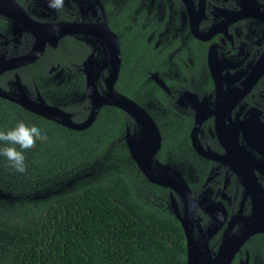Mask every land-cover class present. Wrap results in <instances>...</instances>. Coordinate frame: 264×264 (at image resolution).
<instances>
[{
    "label": "flooded vegetation",
    "instance_id": "1",
    "mask_svg": "<svg viewBox=\"0 0 264 264\" xmlns=\"http://www.w3.org/2000/svg\"><path fill=\"white\" fill-rule=\"evenodd\" d=\"M126 1L64 0L63 8L56 10L48 6V0H0V60L36 52L40 42L43 43L41 53L33 61L0 73V89L15 98L21 89L35 102L65 111L71 120L74 115L80 122L84 120L90 108V99L84 94L87 82L84 63L89 61L91 76L94 69H98L100 76L108 65L106 76L96 81V87L104 90L112 54L110 48L108 64L101 62L106 58V51L97 40L103 37L111 41L106 24L119 43L124 27H112L110 18L113 11L117 13L126 7ZM255 2L257 10L251 9L249 0H136L133 8V15L143 16L139 21L136 16L131 18L134 36L140 34L137 28L149 27L145 41L151 42L154 49L173 43L165 56L166 67L161 73H151L150 78L153 79L154 74L163 83V87L159 86L170 98L171 107L191 118L192 123L194 106L198 108L201 120L195 132V143L201 152L215 157L208 158L198 152L191 144L189 132L190 147L198 158L190 160L182 150L177 161L171 160L169 154L165 160H160L157 157L160 136L159 147L150 161L152 171L164 178H168L166 166L171 170H174L172 166L183 168V173L174 171L191 196L193 212L187 224L195 245L193 253L201 259L214 258L222 241L221 250L232 246V237L241 236L237 231L243 220L257 213L260 205L262 211L258 219L264 220V136H252L264 135V46L256 42V36L264 39V0ZM105 3H109L111 9H106ZM252 23L255 28L252 42L256 44L252 51L243 53V60L237 61L235 57L243 50L244 36ZM191 38L205 43L203 58L197 64H194L193 47L188 43ZM251 48L252 45L247 49ZM40 57L53 60L46 70L42 67L36 71L46 77L45 81L54 83L56 90L52 96L48 95L56 101L54 104L42 96L33 79L34 73L28 67L40 61ZM24 71L29 74L28 82H24ZM75 75L82 77V85L72 81L69 91H62V85ZM117 75L118 71L112 89ZM113 92L116 93L114 89ZM67 96L77 99L64 105L61 101ZM64 107L73 109L66 111ZM146 108L160 109L157 103H148ZM128 123L134 121L130 119ZM161 187L166 188L169 211L174 215L170 207L172 197L178 215L181 218L188 215V196L182 197L172 188ZM260 234L264 235L263 232L249 235L228 264H264L263 243L253 238Z\"/></svg>",
    "mask_w": 264,
    "mask_h": 264
},
{
    "label": "trees",
    "instance_id": "2",
    "mask_svg": "<svg viewBox=\"0 0 264 264\" xmlns=\"http://www.w3.org/2000/svg\"><path fill=\"white\" fill-rule=\"evenodd\" d=\"M108 4L104 7L111 9ZM135 4L136 0H127L126 7L111 14L112 27H124L113 89L154 120L161 136L160 160L169 154L177 161L182 150L193 160L198 157L190 147L191 118L177 113L163 88L150 78L166 67L165 56L173 43L157 50L145 41L149 27L137 28L138 36L131 33V18H143L133 15ZM188 43L197 64L205 43L193 38ZM41 59L28 67L42 96L54 104L48 96L56 90L54 83L36 71L46 70L53 60ZM25 72L24 82H28ZM72 81L80 86L83 79L75 75L62 85V91L68 92ZM148 103H157L160 109L146 108ZM78 119L74 115L72 121ZM21 120L41 128L48 140L37 141L35 149L24 153L27 171L23 174L0 156V175L7 183L0 182L4 185L0 189L22 196L0 200V264H186L184 234L167 207L166 188L146 180L129 157L123 140L130 120L125 113L115 106H101L88 126L75 130L0 97V130L15 127ZM47 188L52 191L43 197L26 196ZM148 192L159 204L143 196ZM253 238L264 246L263 234Z\"/></svg>",
    "mask_w": 264,
    "mask_h": 264
},
{
    "label": "water",
    "instance_id": "3",
    "mask_svg": "<svg viewBox=\"0 0 264 264\" xmlns=\"http://www.w3.org/2000/svg\"><path fill=\"white\" fill-rule=\"evenodd\" d=\"M249 5H251L250 6L251 9L257 8L255 0H249ZM253 6H254V8H253ZM104 26H105V30H106L107 34L109 35V37L111 39V41H110L111 42V54H112L111 55L112 59L110 61L111 65H110L108 76L104 81L105 82V89H104V93L102 96L96 91V89L94 87V84L92 81V76L88 70L89 61L88 62L85 61V63H84V69H85L86 80H87L86 89H85L84 94L90 99L89 112H88V114L84 120L76 123L70 119L69 114L66 113L65 111L61 110L60 108H58L54 105H48V104L41 102V101L35 102V101L31 100L30 98H28L26 96V94L21 89H20L19 96L16 98L8 95L5 91L0 89V97L8 99L14 103H17L21 107H23V108H25V109H27V110L35 113V114H38V115L45 117V118H49L51 120H54V121L62 124L65 127L75 129V130L83 129L86 126H88L93 121L94 117L97 114L98 109L102 105H112V106L120 108L122 111L125 112V114L130 119H132L136 123V125L138 127L139 132L135 138L131 137V134L128 131L127 127H126L125 133L123 135L124 136V142H125L129 157L134 161L138 170L142 173V175L149 182L154 183V184H158L161 186H167V187L172 188L175 191L179 192L182 197L188 196V198H189L188 204L190 205L189 206L190 212L188 213V215L184 216V218H181L177 213L173 198L170 197V207H171L175 217L179 220L181 228H182L183 233H184V237H185L186 252H187L186 253L187 254L186 264H195V263H198V264H228L232 255L234 254L235 250L249 235H251L255 232H263L264 233V220L258 221L259 216H261L260 213L262 211V205H260L259 209H256L255 212H257V213H255L254 215L248 216L247 218H245L243 220L241 226L239 227V230L242 231L241 236H239L238 238L232 237L233 245L231 246V244H230L228 247L226 246L227 248L225 250V254H222V250H221L223 241L221 242V244L217 250L216 256L214 258L201 259V257H198V254L196 255L193 253L195 245H194V242L190 236V230H189L188 224H187V221L190 220V217H191L192 212H193V205H192L190 193H189L188 188L185 185V183L181 180L179 174L176 171L171 170L168 166H166L168 169V172L166 173V171L164 170L166 175H168V178L167 177H165V178L160 177L152 171V168L150 166V161H151L153 154L155 153V151L159 147L160 134H159L158 128H157L154 120L145 111V109L143 107L137 105L135 102L128 99L127 97H124L120 94H116L113 92L112 85H113V82L116 78V74L118 71L119 62H120V55H119V49H118V43H117L116 36L110 31V29L108 28V26L106 24H104ZM193 28L195 29V27H193ZM192 31H194V30H192ZM197 37H199V36L197 35ZM42 47H43V43L40 42V47H39L38 51L34 52L33 54L29 53L28 55L26 54V55H22V56L11 57V58L0 60V73L4 70L17 68V67L25 65L27 63H30L41 53ZM89 58L90 57H88L87 60H89ZM151 76L156 81V83L158 85H160L161 87L164 86L163 83L159 79H156L154 74H152ZM194 109L196 112H195V116H194L193 125L190 129L191 144L198 152L202 153V155H204L208 158L215 159V157L212 154H210L209 152H201L198 149L197 144L195 143V137L194 136H195V132H196V129L200 123L201 118L198 115L199 114L198 108H196V106H194ZM139 125L141 127V130H142L141 133L143 134V136H147V138H148V141H149L148 149H146V148H144L143 150L139 149L138 140H137L138 137L141 136V133L139 130L140 129ZM215 126H217L216 123H215ZM253 129H254V133H255L254 126H253ZM226 136H230V134H227ZM252 136H264V135L259 133V135L256 134V135H252ZM175 186H177V187H175ZM258 195H260V194H258ZM261 199H262V196H261ZM240 231H237V232H240ZM221 255L223 257L220 260Z\"/></svg>",
    "mask_w": 264,
    "mask_h": 264
},
{
    "label": "clouds",
    "instance_id": "4",
    "mask_svg": "<svg viewBox=\"0 0 264 264\" xmlns=\"http://www.w3.org/2000/svg\"><path fill=\"white\" fill-rule=\"evenodd\" d=\"M48 6L59 10L64 6V0H48ZM48 140L47 133L35 125L19 121L15 127L0 130V156L9 162V166L21 174L27 171L25 152L36 148L37 141Z\"/></svg>",
    "mask_w": 264,
    "mask_h": 264
},
{
    "label": "rangeland",
    "instance_id": "5",
    "mask_svg": "<svg viewBox=\"0 0 264 264\" xmlns=\"http://www.w3.org/2000/svg\"><path fill=\"white\" fill-rule=\"evenodd\" d=\"M257 25V24H256ZM255 25V26H256ZM250 26V28L248 29V32L246 33V35L244 36V41L245 42H243V44H244V48H243V50H239L238 51V53H237V56L235 57V60H237V61H241V60H243V58H244V56H243V53L244 52H247V51H252L253 50V47H254V45L256 44V42H259L260 43V47H262V46H264V39H261L259 36H256V42L254 43V42H252L253 41V38H254V32H255V28H254V24L252 23V24H250L249 25ZM97 42H99V44L102 46V48H103V50H104V52L106 51V58L104 59L103 58V60H100L101 62H104V63H106V64H108V62H109V58H110V56H109V54H110V46H111V44H110V42H109V40L108 39H106V38H103V37H101L100 39H98L97 40ZM252 45V48L251 49H247V48H250V46ZM249 63V61H247L246 63H245V65H247ZM244 65V66H245ZM244 66H242L243 68H246V67H244ZM108 71V65H107V67H106V69H104L102 72V74L99 76V74H98V69L96 70V69H94V71H93V76H92V81H93V84H94V87H95V89L97 88L96 87V81H97V79L98 78H101V77H105L106 76V72ZM99 76V77H98ZM14 91H15V89H14ZM96 91L100 94V95H102L103 96V93H104V90H103V88H101V90H99L98 88L96 89ZM264 95V94H263ZM77 99V97H74V96H72V97H69V96H67L66 97V99H64L63 101H61V102H64V105H66V104H69V100H76ZM61 104V103H60ZM127 129H128V131L130 132V134H131V137L132 138H135L136 137V135L138 134V127H137V125H136V123L134 122V123H128V125H127ZM123 140H124V136H123ZM172 165V164H171ZM173 168H174V170H176L177 172H180V173H183V168L182 167H179V166H172ZM9 180H12V178H8ZM0 182H4V185L5 184H7L6 183V181H5V179H4V177H3V175H0ZM4 185H0V186H4ZM65 185H67V184H65ZM65 185H63L62 187H60V189H63L64 187H65ZM47 191H45V192H35V193H33V194H26V196L27 197H30V198H36V197H43V196H45V195H48L52 190H50L49 188H47L46 189ZM53 192H54V190H53ZM143 196L148 200V201H150V202H152V203H155V204H159V201L156 199V197H154L153 195H151L149 192L147 193V194H143ZM22 196L21 195H15V194H13L11 191H7V192H5L4 190H2V189H0V200H9V201H13V200H19L20 198H21Z\"/></svg>",
    "mask_w": 264,
    "mask_h": 264
},
{
    "label": "bare ground",
    "instance_id": "6",
    "mask_svg": "<svg viewBox=\"0 0 264 264\" xmlns=\"http://www.w3.org/2000/svg\"><path fill=\"white\" fill-rule=\"evenodd\" d=\"M34 53V51H32V54ZM139 130H140V133L142 132V130H141V127H140V125H139ZM138 146H139V149L140 150H143L144 148H146V149H148V147H149V141H148V138H147V136H143V134L141 133V136H139L138 137ZM175 187H177V186H175ZM258 220V219H257ZM259 221V220H258ZM239 230V229H238ZM240 231V230H239ZM241 233H242V231H240ZM222 254H225V251H223L222 250ZM222 255H221V257H220V260L222 259Z\"/></svg>",
    "mask_w": 264,
    "mask_h": 264
}]
</instances>
